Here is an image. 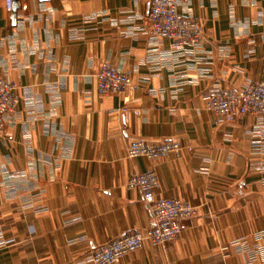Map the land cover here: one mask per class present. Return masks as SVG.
Wrapping results in <instances>:
<instances>
[{
  "label": "crops",
  "instance_id": "obj_1",
  "mask_svg": "<svg viewBox=\"0 0 264 264\" xmlns=\"http://www.w3.org/2000/svg\"><path fill=\"white\" fill-rule=\"evenodd\" d=\"M150 0H20L17 20L0 0V74L19 103L0 118V264H91L94 250L152 220L135 174L153 171L157 198L197 210L165 247L146 241L116 264H264V115L217 124L213 89L264 84V0H189L180 14L202 43L176 67L152 72ZM104 63L132 86L100 95ZM177 142L158 160L127 148Z\"/></svg>",
  "mask_w": 264,
  "mask_h": 264
},
{
  "label": "built area",
  "instance_id": "obj_2",
  "mask_svg": "<svg viewBox=\"0 0 264 264\" xmlns=\"http://www.w3.org/2000/svg\"><path fill=\"white\" fill-rule=\"evenodd\" d=\"M189 0H150L148 15V35L152 43L162 39L170 41L168 51L154 50L148 53L147 61L152 72H159L166 63L176 67L184 62L185 54L194 51L203 40L202 26L194 19L179 13L178 8ZM9 12L13 0H6ZM97 91L100 95L119 94L132 86L131 74L113 68L104 63L97 74ZM19 86L0 74V118L11 116L19 103ZM205 110L216 117L217 124H228L245 116L264 115V84L249 83L240 89H213L206 95ZM182 147L177 142H166L156 147H148L142 142L131 143L127 148V157H141L150 160L179 156ZM264 185V179L262 180ZM130 190H138L143 201L148 204L152 214L149 227L144 231H129L111 240L106 245L94 250L91 264H116L127 255L140 250L146 241L153 246H162L175 242L184 229V222L195 217L197 210L179 199L157 198L159 188L157 175L153 171L135 174L126 184ZM264 234L259 233L256 241L260 242ZM241 251L249 254L248 264L257 260L258 246L249 249L244 240L234 244ZM176 264V263H165Z\"/></svg>",
  "mask_w": 264,
  "mask_h": 264
},
{
  "label": "water",
  "instance_id": "obj_3",
  "mask_svg": "<svg viewBox=\"0 0 264 264\" xmlns=\"http://www.w3.org/2000/svg\"><path fill=\"white\" fill-rule=\"evenodd\" d=\"M20 7V0H13V8L11 18L14 22L17 20V11Z\"/></svg>",
  "mask_w": 264,
  "mask_h": 264
}]
</instances>
